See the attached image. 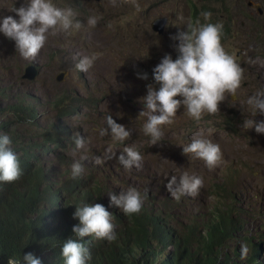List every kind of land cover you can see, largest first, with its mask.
Here are the masks:
<instances>
[{
  "label": "rangeland",
  "instance_id": "obj_1",
  "mask_svg": "<svg viewBox=\"0 0 264 264\" xmlns=\"http://www.w3.org/2000/svg\"><path fill=\"white\" fill-rule=\"evenodd\" d=\"M248 0H196L197 7L203 5L206 12L211 13V23H227L230 29L222 42L225 50L235 55L244 69L246 84H241L235 99L227 96L219 105L220 111L215 115L205 114L199 121L188 118L184 109H180L175 122L164 126L162 141L150 145V137L143 131L146 118L139 115L146 105L141 97L147 94V86L152 85L158 90L159 84L154 80L155 66L165 55L173 59L178 56L175 38L179 31L185 30V18L188 8V23L204 20L202 13L193 21L190 8L184 0H136L140 8L124 0H52L57 7L71 6L79 15L77 19L84 27L79 33L72 35L60 33L49 35L45 47L35 60L28 61L20 57L15 50V43L0 33V85L3 84L6 101L13 94L28 92L27 100L39 101L40 123L43 132L55 121L71 128L72 134L79 133L85 137V148L82 152L89 154V159L83 161L88 179L112 180L116 186L132 185L144 187V191L153 189L158 182L182 173L203 179L204 185L195 197L190 196L199 210L201 204H209L205 197L207 186L222 176V173L234 169V181L226 185L229 191H245L250 196L243 204L246 209L241 218L252 228L251 235L262 233L264 226H259L264 216V133H257L253 128L245 129L248 120L264 121V114L257 110L252 115L251 106L247 104L250 96L264 92V45L249 48L238 57L241 48L244 28L240 22L251 19ZM255 2V0H253ZM27 0H0V18L12 15L18 17L9 9L26 4ZM264 3V0H261ZM90 16L98 18L95 27H89ZM167 16L165 31L162 34L152 31L150 23L156 17ZM230 19H229V18ZM235 18V22L231 19ZM250 31V30H249ZM261 42L264 40V30ZM249 39H244L248 42ZM98 54L92 67L87 72L76 70L75 65L84 56ZM253 56L252 61H245L247 55ZM36 65L37 74L33 79L23 78L24 68L32 63ZM68 71L62 81L56 80L58 74ZM80 72L81 75H78ZM243 79V80H244ZM89 90L95 100L88 101L86 107L78 109L72 116L58 117L62 112L57 105L59 95L63 92L78 93ZM78 106V102H74ZM111 116L117 123L123 124L131 132V136L123 143L113 142L111 135L103 137L99 129L106 127V118ZM19 123L16 117L8 118L0 124V134L10 139L14 133L12 128ZM77 125V126H74ZM71 132V131H70ZM48 135L37 138L46 147L45 152H39L40 162L50 171L54 162L52 158L65 156L69 166L73 163L72 151L75 144L64 143L60 149L48 151L45 140ZM201 137L211 140L220 146L222 161L214 169H209L205 163L193 157L184 155L183 147L192 139ZM126 147H133L143 156L140 169L133 167L125 169L110 152L118 156ZM60 155V156H59ZM99 157L103 162L97 164ZM78 158V157H77ZM36 162V161H34ZM57 166L58 160H55ZM212 188V187H211ZM257 227L261 231L257 232Z\"/></svg>",
  "mask_w": 264,
  "mask_h": 264
},
{
  "label": "trees",
  "instance_id": "obj_2",
  "mask_svg": "<svg viewBox=\"0 0 264 264\" xmlns=\"http://www.w3.org/2000/svg\"><path fill=\"white\" fill-rule=\"evenodd\" d=\"M189 5L195 21L200 11L192 0ZM229 29L226 23L222 42ZM4 89L8 88H0V124L8 118L19 119L12 128L10 147L18 156L22 176L12 183L0 182V264L28 252L38 257L41 264L55 260L64 264L61 247L57 249L54 245L64 237L63 242L80 239L72 231L79 224L73 213L83 203L102 204L113 215L117 234L113 242L94 237L80 239L90 252L88 264H264V230L255 232L253 237L252 228L241 218L246 210L243 204L250 195L226 187L234 181V169L208 184L205 197L210 199L209 204L200 202L199 210L194 208L189 195L176 200L165 187L168 182L165 180L146 192L144 187H136L142 197L141 211L125 216L110 204L108 193L118 195L134 188L132 185L116 186L113 179H88L84 174L71 179L65 156L60 157L53 176L48 175L46 167L38 163L39 152H45L46 147L36 139L48 135L45 143L51 156L64 143L74 144L71 128L55 121L43 132L38 121L39 101H28V92L13 94L6 101ZM92 100L95 97L89 90L63 92L57 100L62 110L58 117L72 116ZM259 226H264V222ZM261 229L257 227L256 231ZM14 240L17 242L13 244ZM241 244L249 248L243 260Z\"/></svg>",
  "mask_w": 264,
  "mask_h": 264
},
{
  "label": "clouds",
  "instance_id": "obj_3",
  "mask_svg": "<svg viewBox=\"0 0 264 264\" xmlns=\"http://www.w3.org/2000/svg\"><path fill=\"white\" fill-rule=\"evenodd\" d=\"M192 1L195 3L196 0ZM124 3L133 4L137 10L140 8L136 0H124ZM187 4L192 16L193 10L189 0ZM252 8L256 9V7ZM9 10L14 12L18 19L12 15L0 18V33L14 41L16 52L22 59L28 61L36 59L47 44L50 34L72 35L79 33L84 27L77 19L79 13L76 10L71 6L57 7L52 0H27L26 4L20 7L13 6ZM199 11L198 16L202 13L204 20L199 21L197 18L194 23L189 22L186 29L179 31L175 37L179 41L178 56L173 59L170 55H165L155 66L153 72L154 80L159 84L158 90L148 85L147 94L140 98L146 105L139 112L140 116L146 118L142 131L150 137V145L162 141L163 127L175 122L181 108L185 110L188 118L196 121L202 119L205 114H217L220 111L219 105L227 96L235 97L244 79V69L235 55L228 53L223 46V24L205 23L210 20L211 13L203 12V7ZM97 22L98 18L94 16H90L87 20L89 27H95ZM97 58L98 54H93L91 57L84 56L75 67L81 72H87ZM30 64L36 67L33 62ZM1 86H4L3 84L0 88H4ZM247 104L251 106L253 116L256 115L257 110L264 114V92L250 96ZM244 127L245 129L254 127L257 133H264V121L254 122L251 119L245 122ZM2 133L0 134V182L12 183L21 178L22 169L17 154L10 147L12 143L10 137ZM99 134L101 137L111 135L113 142L116 143H123L131 136V132L110 115L106 118V127L99 129ZM73 143L75 148L72 151L73 163L70 166V178L75 180L84 174L83 161L89 159V154L81 151L85 148V137L76 133ZM182 151L186 156L190 154L202 160L209 169H214L222 161L220 146L205 138L192 139ZM113 156L125 169L142 167L143 156L133 147H126L118 156L110 152L109 158ZM53 160L59 161V159L51 160L54 162L50 169L52 176L53 170L56 171L59 168L58 162L56 166ZM95 162L99 164L103 161L97 157ZM40 164L46 167L47 172L48 167L42 162ZM206 180L214 181L208 178ZM203 185L202 178L184 172L179 177L171 176L165 187L176 200H179L183 195L197 196ZM108 195L110 204L118 207L125 216L140 213L142 197L135 188L130 187L118 195L109 192ZM73 216L79 220V224L72 228L75 237L80 239L94 237L108 242L117 239L112 223L113 215L102 204L83 203L75 207ZM64 238L54 245V247L58 246L57 249L61 247L60 256L64 264H88L91 258L90 252L80 239L69 238L63 242ZM16 242L14 240L13 244ZM248 253V246L241 244L240 258L246 259ZM7 264H41V261L33 253L28 252L19 259L9 257ZM50 264L61 263L55 260Z\"/></svg>",
  "mask_w": 264,
  "mask_h": 264
},
{
  "label": "flooded vegetation",
  "instance_id": "obj_4",
  "mask_svg": "<svg viewBox=\"0 0 264 264\" xmlns=\"http://www.w3.org/2000/svg\"><path fill=\"white\" fill-rule=\"evenodd\" d=\"M184 1L187 3V0H184ZM249 2L255 4L256 9L248 6ZM247 6L251 10L250 11L251 19L245 18L248 21L247 23H249V24H246L245 20L240 22L242 27L243 26L246 27L243 30L245 36H243V40H241L242 44H241L240 49H245L246 51L249 48H251V50H252L256 45H262V44L264 45V40H262V42H261V35L263 33L262 29L264 30V3H262L261 0H255V2L248 0ZM202 7H203V5H201V7L199 9L201 10ZM186 10H187V14H186L184 25L188 24V8L187 7H186ZM163 17H166L168 20L167 16H163ZM156 18H162V17H156ZM231 21L235 22V18L231 19ZM244 39H249V41L244 42ZM237 52H240V51H237ZM240 55H238V57ZM240 58H241V56H240ZM252 60H253V56L251 54H248L245 61H252ZM239 61L240 60H238V62ZM243 84H246L245 79L242 81V85ZM232 98H233V100L235 99L234 96H232ZM263 218H264V216H260L258 219H263ZM263 222L264 221L262 220V222L260 224H262Z\"/></svg>",
  "mask_w": 264,
  "mask_h": 264
},
{
  "label": "water",
  "instance_id": "obj_5",
  "mask_svg": "<svg viewBox=\"0 0 264 264\" xmlns=\"http://www.w3.org/2000/svg\"><path fill=\"white\" fill-rule=\"evenodd\" d=\"M249 6L252 7H256L255 4L249 2L248 3ZM167 22V18L166 17H162V18H155L152 20V22L150 23V27L154 32H157L159 34L164 33L165 31V25ZM246 50L245 49H241L240 52H237L236 55H240L242 53H244ZM68 71H63L60 74L57 75L56 80L58 81H62L63 76L65 74H67ZM37 74V69L34 65L32 64H28L25 68H24V73L22 75L23 78H28V79H33L35 77V75Z\"/></svg>",
  "mask_w": 264,
  "mask_h": 264
}]
</instances>
